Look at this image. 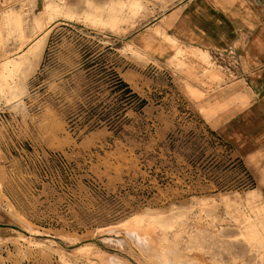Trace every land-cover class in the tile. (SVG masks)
I'll return each mask as SVG.
<instances>
[{
    "label": "rangeland",
    "instance_id": "obj_1",
    "mask_svg": "<svg viewBox=\"0 0 264 264\" xmlns=\"http://www.w3.org/2000/svg\"><path fill=\"white\" fill-rule=\"evenodd\" d=\"M178 1L0 0V264H264L248 99Z\"/></svg>",
    "mask_w": 264,
    "mask_h": 264
},
{
    "label": "crops",
    "instance_id": "obj_2",
    "mask_svg": "<svg viewBox=\"0 0 264 264\" xmlns=\"http://www.w3.org/2000/svg\"><path fill=\"white\" fill-rule=\"evenodd\" d=\"M177 43L235 61L248 99L236 119L246 154L264 159V0H179L160 19ZM234 135V132H229Z\"/></svg>",
    "mask_w": 264,
    "mask_h": 264
}]
</instances>
